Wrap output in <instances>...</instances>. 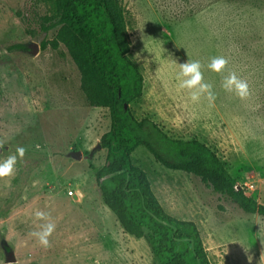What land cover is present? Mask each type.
Wrapping results in <instances>:
<instances>
[{"label": "rangeland", "instance_id": "rangeland-1", "mask_svg": "<svg viewBox=\"0 0 264 264\" xmlns=\"http://www.w3.org/2000/svg\"><path fill=\"white\" fill-rule=\"evenodd\" d=\"M130 43L129 59L143 79L142 97L129 104L173 139L210 147L247 194L264 205V0H118ZM50 3L0 0V162L17 158L14 177L0 180V264H156L143 239L127 235L104 205L95 173L104 165L100 137L107 108L90 107L79 73L63 46L48 45L57 27ZM36 49V50H35ZM229 60L211 71L213 57ZM173 60L175 62H173ZM200 61L213 85V106L179 88V64ZM234 71L251 96L222 87ZM164 211L193 221L211 264H264V219L184 172L168 170L139 146L131 155ZM56 229L50 248L30 235L37 210ZM13 253L15 262L7 263Z\"/></svg>", "mask_w": 264, "mask_h": 264}, {"label": "trees", "instance_id": "trees-1", "mask_svg": "<svg viewBox=\"0 0 264 264\" xmlns=\"http://www.w3.org/2000/svg\"><path fill=\"white\" fill-rule=\"evenodd\" d=\"M36 1L55 10V21L43 27L45 32L57 27L48 45L66 49L87 104L108 110L109 129L99 139L105 162L95 173L104 205L127 235L145 241L156 264H211L196 224L167 214L146 174L133 165L135 149L142 146L164 168L197 177L245 214L264 219V205L247 194L210 147L195 138H170L152 120L134 117L129 104L142 97L144 79L128 57L130 43L118 0Z\"/></svg>", "mask_w": 264, "mask_h": 264}, {"label": "clouds", "instance_id": "clouds-1", "mask_svg": "<svg viewBox=\"0 0 264 264\" xmlns=\"http://www.w3.org/2000/svg\"><path fill=\"white\" fill-rule=\"evenodd\" d=\"M173 62H175L173 60ZM229 60L223 56L213 57L207 67L218 74L226 71ZM203 65L200 61L187 60L179 64L180 72L178 74L179 88L188 90L190 99L193 102H199L204 97L210 106H213L216 100V93L213 90V85L204 79L202 72ZM222 87L226 92L234 93L239 99L246 100L251 96L250 86L247 80L238 76L234 71H229L226 76H223ZM24 147H17L16 154L6 157L0 162V180L11 179L15 175L17 158L21 160L25 155ZM36 221H42L39 230L33 231L30 235L37 243L47 249L51 247L50 237L56 229L54 222H51L50 213H46L37 209L33 213ZM251 257H248L251 264Z\"/></svg>", "mask_w": 264, "mask_h": 264}, {"label": "water", "instance_id": "water-1", "mask_svg": "<svg viewBox=\"0 0 264 264\" xmlns=\"http://www.w3.org/2000/svg\"><path fill=\"white\" fill-rule=\"evenodd\" d=\"M36 50V49H35ZM128 107V105H124V108L126 109ZM6 262L7 263H13L15 262V258L13 257V253L12 252H8L6 255Z\"/></svg>", "mask_w": 264, "mask_h": 264}]
</instances>
